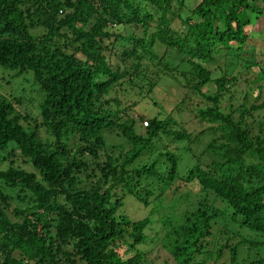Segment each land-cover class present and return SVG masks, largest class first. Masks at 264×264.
Instances as JSON below:
<instances>
[{
	"label": "trees",
	"instance_id": "1",
	"mask_svg": "<svg viewBox=\"0 0 264 264\" xmlns=\"http://www.w3.org/2000/svg\"><path fill=\"white\" fill-rule=\"evenodd\" d=\"M260 3L199 0L183 15L186 0H0V67L43 92L31 117L0 97V162L19 152L31 167L0 168V264H148L149 245L175 264H264ZM166 76L182 87L170 105L154 99ZM243 84L252 94L232 97ZM144 99L158 108L147 119L133 110Z\"/></svg>",
	"mask_w": 264,
	"mask_h": 264
},
{
	"label": "rangeland",
	"instance_id": "2",
	"mask_svg": "<svg viewBox=\"0 0 264 264\" xmlns=\"http://www.w3.org/2000/svg\"><path fill=\"white\" fill-rule=\"evenodd\" d=\"M198 1L199 0H186V7H185L186 9L183 11L182 14L183 15L188 14L189 9L194 7ZM261 6H262L261 8L264 12V4H261ZM173 23H174L175 29H182V24L180 23V21L177 18L174 19ZM114 31L126 33L121 26L114 27ZM253 31H254V35L257 34V32H255V31H261V33L264 34V16L263 15L260 18H258L257 20H255V24L251 27V32H253ZM249 42L251 44L250 46L254 45L259 49L258 56L264 55V42H262L260 45L257 44L258 41L255 39L252 41L250 40ZM118 43H120V42H118ZM119 49H121L120 45H119L118 50ZM157 50H158V52H160L162 50V47L160 46L159 48H157ZM166 58L170 59L171 61L173 59L174 62H178L182 58V55L178 54L177 52H175L172 49H167ZM113 60L115 61V58H113ZM159 85H160L159 86L160 88H158L157 91L155 92L154 99L161 101V98L163 99V98L169 97V101L167 102L168 105H170L173 102L170 100L171 96L173 97L174 100H176L179 98V94L182 92L181 85L178 84L173 79L168 78L167 76L162 78ZM253 88H254V85H252V84H250V85L243 84L242 86H240L238 88L237 87L236 88L231 87L230 93L233 94L232 97H234L235 99L241 100L243 93L246 92V93H249L251 95L253 92ZM205 91L211 93L214 91V87L213 86H207V87H205ZM0 97H3V98L6 97L7 99H10V100L18 99L20 102H19V104L14 105L15 110L17 112L22 113V114L23 113L29 114L31 117V116H36L39 112V103L42 101L43 92L39 89L37 84L34 82L33 75L31 72L23 73L21 75H15V72L13 70L4 69V68L0 67ZM169 109H171L170 106L168 107V110ZM185 109L186 108L184 106H182L181 111H180V115H179L181 120H182V124L184 125V127L188 131H194L195 129L198 128V126H197L195 119L192 116L191 112H189L188 109H186V110ZM133 110L136 112L135 115H139V116L143 117V119L144 118L147 119V117L152 115L153 113H155L158 110V108L156 106L152 105V101L150 99H148V100L144 99V100L140 101L139 106H137V105L134 106ZM257 113L264 115V110H260ZM137 119H139V118H137ZM19 123L21 125H25L26 121L24 119H20ZM140 131H144V129L141 128ZM39 134H40L41 138L44 137V134L42 132H39ZM113 144H115V143H113ZM170 148L173 149L172 147H170ZM126 150H127V147H125L123 150L116 149L114 151V156H116L117 154L118 155L122 154ZM18 153L19 152L14 153L15 156L9 157L8 160H14L15 165H20L21 167H24L28 170L31 169V167L24 161V158L22 156H20ZM1 154H2V151H0V155ZM8 160L0 162V168H5L8 165ZM186 190H190L191 192L194 193L195 191L198 190V185L196 183H190L186 188L182 187L180 189L181 192L186 191ZM180 191L174 192L175 195H178L180 193ZM174 193H171V192L167 193L165 200L163 201V204H167V202H169V200L171 199L172 195H174ZM128 201H130V202H127L125 204V209L129 210L130 214L134 211H137V213L140 214L139 216L145 215L143 210L139 209L138 202L136 203V201H134V200L132 201L131 199L130 200L128 199ZM216 204L221 208L224 207V205L220 201L216 202ZM219 225L224 227L222 222ZM228 226L235 228V230L237 232L247 236V233H245V230L239 228L235 223H229ZM146 232L149 235L155 236L156 239H160L163 235V228L160 224H154L151 228L146 230ZM235 240H237V239H235ZM148 248H150L149 250L146 251V253L148 255L146 257V262L148 264H175V262H173L171 260V255L167 251H165L164 249L158 250L157 247L151 248V245H149ZM248 256L251 257L250 251L248 249L241 250L240 256H239L240 259H242V257L244 258V257H248Z\"/></svg>",
	"mask_w": 264,
	"mask_h": 264
},
{
	"label": "built area",
	"instance_id": "3",
	"mask_svg": "<svg viewBox=\"0 0 264 264\" xmlns=\"http://www.w3.org/2000/svg\"><path fill=\"white\" fill-rule=\"evenodd\" d=\"M142 124H143V126H146L148 124V121L147 120H143Z\"/></svg>",
	"mask_w": 264,
	"mask_h": 264
}]
</instances>
